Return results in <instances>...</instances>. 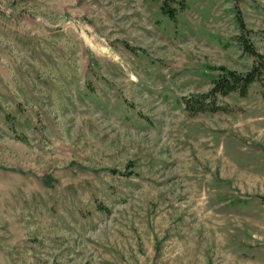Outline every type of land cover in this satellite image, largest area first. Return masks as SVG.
Instances as JSON below:
<instances>
[{"label":"rangeland","instance_id":"374dc122","mask_svg":"<svg viewBox=\"0 0 264 264\" xmlns=\"http://www.w3.org/2000/svg\"><path fill=\"white\" fill-rule=\"evenodd\" d=\"M258 56L264 0H0V264H264Z\"/></svg>","mask_w":264,"mask_h":264},{"label":"trees","instance_id":"16d2710c","mask_svg":"<svg viewBox=\"0 0 264 264\" xmlns=\"http://www.w3.org/2000/svg\"><path fill=\"white\" fill-rule=\"evenodd\" d=\"M160 9H161V12L166 13L167 16L169 17L172 16L170 9H165L164 6H161ZM259 58L261 59L260 62L256 63L251 71L246 72L244 74L234 73L233 71H227V70L224 71V74L220 75L218 78L214 80L212 90L221 91L223 88L233 89L237 84H239L238 89L240 93L243 94L246 86L254 78V73L257 70V68L259 66H260V69L264 68V61L262 60L263 58L262 57H259Z\"/></svg>","mask_w":264,"mask_h":264}]
</instances>
